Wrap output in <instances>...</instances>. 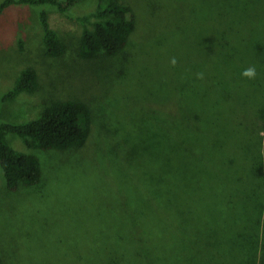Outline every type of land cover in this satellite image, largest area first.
Masks as SVG:
<instances>
[{"label":"rangeland","instance_id":"374dc122","mask_svg":"<svg viewBox=\"0 0 264 264\" xmlns=\"http://www.w3.org/2000/svg\"><path fill=\"white\" fill-rule=\"evenodd\" d=\"M123 2L138 15L126 49L91 61L79 56V18L98 0H82L70 16L48 4L0 14V124L36 119L53 99L80 98L94 115L80 148L40 150L7 136L39 157L43 176L11 190L0 169L3 264L243 257L234 218L253 226L264 215V175L253 180L264 174V0ZM42 11L67 46L62 56L47 52ZM250 66L255 79L241 75ZM27 67L38 72V89L3 101ZM246 194L248 212L238 215ZM258 230L248 227V236L264 245ZM225 237L239 250L231 240L223 247Z\"/></svg>","mask_w":264,"mask_h":264},{"label":"trees","instance_id":"16d2710c","mask_svg":"<svg viewBox=\"0 0 264 264\" xmlns=\"http://www.w3.org/2000/svg\"><path fill=\"white\" fill-rule=\"evenodd\" d=\"M81 1L82 0H3L0 3V14L15 4H48L55 6L61 13L70 16V11ZM40 18L44 27V43L48 54L53 57L62 56L67 50L66 44L51 27L46 11L41 12ZM79 20L83 25L79 56L83 60L91 61L97 59L100 55L113 58L122 54L136 29L138 15L135 8L123 2V0H98L96 9L90 14L79 18ZM38 87V72L34 67H27L17 76L15 85L8 92L3 94L2 100L14 101L22 93H32L36 91ZM93 122V110L89 103L80 98H68L51 100L36 119L22 123H1L0 169L4 173L7 187L11 190H17L22 184H38L41 182L43 176L39 157L32 153L14 149L7 139L9 134L19 136L28 147L40 150H69L71 148L83 147L87 143L92 134ZM263 175L264 174H254L253 180L261 179ZM240 184L246 185L243 175L239 180V185ZM235 190L236 186L233 185L232 192ZM234 195L236 196V194ZM249 198L251 199L252 195L246 194V199H244L245 208L240 210L238 215L248 212L247 200ZM257 201V199L255 200V198H253V204ZM256 210H258L257 207L254 208L252 215ZM176 214L179 217L177 212L175 215ZM262 215L263 213L259 215V220H256L253 226H247L245 217L241 218V216H238L241 222L238 221V217L234 218V228L237 231V235H240L239 239L241 243L239 248L241 252L247 250L243 257H237L236 254L233 256L227 255L220 257L217 253L213 252L212 255H207L204 264H264V245L260 243L259 238L253 239L251 236H248L247 232L248 227H254V229L257 230L258 227H262L264 232V215L263 220H261ZM182 225H184L185 228L197 227V225H187L184 221H182ZM189 231L190 230H188V232ZM174 233L183 235L184 231L179 226L177 232L174 231ZM235 238L236 237H232L227 240V237H225L223 239L224 242H222L223 247L231 240L234 245V248L231 250L238 251L239 248L237 245L236 249L237 240L235 241ZM252 247L255 251L252 250ZM190 261V258H188L185 263ZM0 264H3L1 256Z\"/></svg>","mask_w":264,"mask_h":264},{"label":"clouds","instance_id":"9594fccd","mask_svg":"<svg viewBox=\"0 0 264 264\" xmlns=\"http://www.w3.org/2000/svg\"><path fill=\"white\" fill-rule=\"evenodd\" d=\"M171 63H172L173 65H175V63H176L175 58L172 59ZM241 75H242L243 77H245V78H248V79H255V78H256V75H257V72H256V68H255V66H250V67L246 68V69L241 73ZM198 78H201V79H202V78H203V74H202V73L198 74Z\"/></svg>","mask_w":264,"mask_h":264}]
</instances>
